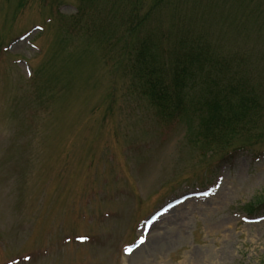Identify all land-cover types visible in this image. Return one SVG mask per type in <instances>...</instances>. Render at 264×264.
<instances>
[{"label":"rangeland","instance_id":"obj_1","mask_svg":"<svg viewBox=\"0 0 264 264\" xmlns=\"http://www.w3.org/2000/svg\"><path fill=\"white\" fill-rule=\"evenodd\" d=\"M4 135L0 264H264V222L238 218L264 214V0H0ZM246 145L260 161L223 162ZM217 168L204 211L181 204L124 256L141 220Z\"/></svg>","mask_w":264,"mask_h":264},{"label":"trees","instance_id":"obj_2","mask_svg":"<svg viewBox=\"0 0 264 264\" xmlns=\"http://www.w3.org/2000/svg\"><path fill=\"white\" fill-rule=\"evenodd\" d=\"M137 25H138V23H137ZM186 57H187V59L191 60L195 56L192 53L189 52V53H187ZM174 68H175V69H173L174 71H172V73H173V78H172L173 82H169V79L164 80V79H161V78H158V79H156L154 81V84H156L157 86H166V88H165V90H166V92H165L166 96L169 95V93H170V92L168 93V91H169V89H168L169 88L168 83L171 85V87L173 85H174V87H178V84H177L178 83V78L181 77L184 74V69H183V66L181 65V63H175ZM149 85L151 86L152 83L150 82ZM151 96L153 98H161L160 95L158 93H156V92H154V95L152 93ZM214 116H216V114H214Z\"/></svg>","mask_w":264,"mask_h":264},{"label":"bare ground","instance_id":"obj_3","mask_svg":"<svg viewBox=\"0 0 264 264\" xmlns=\"http://www.w3.org/2000/svg\"><path fill=\"white\" fill-rule=\"evenodd\" d=\"M212 191V190H211ZM213 204H215V203H212L211 205H213ZM157 227V225H152L151 226V228H150V230H149V233L147 234L148 235V241L151 239V238H153V237H155V235L154 234H156V233H153L154 232V229ZM150 234H152V235H150ZM142 235V234H141ZM143 236V235H142ZM156 236H158V234H156ZM155 239L156 240H158V237H155ZM148 245V242L146 243V244H143V245H141V247L138 249V250H136L135 252H133L132 253V255H131V257H133L134 255H136V254H139V253H141V251L143 250V248L145 249V246H147ZM216 254V251L214 252V253H212V254H210V256L209 257H213L214 255ZM194 255H195V259L190 263V261L189 260H187V262L188 263H190V264H192V263H198V264H203V257L202 256H200L201 254L200 253H194Z\"/></svg>","mask_w":264,"mask_h":264}]
</instances>
